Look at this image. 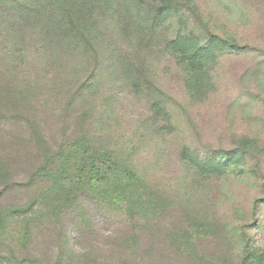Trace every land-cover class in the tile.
<instances>
[{
  "label": "rangeland",
  "instance_id": "obj_1",
  "mask_svg": "<svg viewBox=\"0 0 264 264\" xmlns=\"http://www.w3.org/2000/svg\"><path fill=\"white\" fill-rule=\"evenodd\" d=\"M32 2L0 0V160L11 181L41 163L40 148L46 154L85 134L135 164L171 205L146 223L84 199L24 242L22 222L9 220L0 255L13 253L21 264L59 256L63 264H192L188 249L214 264H242L249 252L257 260L264 250V0H176L165 15L159 0H112L88 20L85 35L63 40L32 24L24 10ZM212 36L229 45H212ZM183 149L231 158L206 174ZM39 187L0 186V206L27 202ZM195 219L205 222L190 244L183 233ZM167 234L175 235L170 244Z\"/></svg>",
  "mask_w": 264,
  "mask_h": 264
},
{
  "label": "trees",
  "instance_id": "obj_2",
  "mask_svg": "<svg viewBox=\"0 0 264 264\" xmlns=\"http://www.w3.org/2000/svg\"><path fill=\"white\" fill-rule=\"evenodd\" d=\"M175 1L159 0L158 14L165 15L173 8ZM109 2L112 0H33L24 10L31 14L32 24L35 26L43 24L45 31L49 33V38L60 37L63 40L77 32L85 35V32L91 28L87 25L88 20L98 12L110 9ZM210 40L212 45L215 44L220 49L229 45L227 41H217L213 36ZM175 42L176 48L180 50L183 40L176 39ZM163 117L168 118L165 114ZM45 149L46 146L40 148L43 150L40 153L41 163L21 181H11L12 169L0 160L2 189L19 186L24 190H31L35 186H42L27 202L0 206V236L10 226L9 220H14V223L21 221L22 228L17 237L20 242H24L23 238L28 234L31 237L43 225L50 224L55 217H60L65 211L79 206L82 200L88 198L94 199L109 211L119 212L130 219H138L146 223L159 219L171 205L168 198L139 172L135 164L125 161L114 148L96 145L94 138L85 134L78 135L57 149H47L46 154ZM182 152L187 163L206 174L221 171L231 158L218 156L219 159L216 157L201 159L189 150L183 149ZM241 156L242 153H238L231 160H240ZM195 220L189 227L190 232L183 233L190 244L193 237L200 236L199 233L194 232V227L205 222ZM168 234L170 244L169 237L172 240L175 235ZM132 243L133 241L129 240V246ZM11 244L13 241H7L5 246L10 247ZM179 244L176 240L175 245L179 246ZM134 249L131 248V251ZM187 253L192 264H214L212 258L206 259L196 251L187 249ZM251 255L249 252L242 264L250 261H252L250 264H264V250L257 252V260H252L254 256L251 258ZM10 256L12 258L8 259L9 256L0 255V264H21L19 260L13 259L15 256L13 253ZM62 261H64L62 256L51 263H44L35 258L29 259L31 264H63Z\"/></svg>",
  "mask_w": 264,
  "mask_h": 264
}]
</instances>
